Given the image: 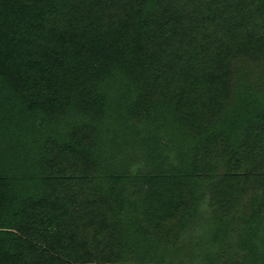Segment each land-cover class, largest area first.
<instances>
[{
  "label": "trees",
  "instance_id": "1",
  "mask_svg": "<svg viewBox=\"0 0 264 264\" xmlns=\"http://www.w3.org/2000/svg\"><path fill=\"white\" fill-rule=\"evenodd\" d=\"M158 263L264 264V0H0V264Z\"/></svg>",
  "mask_w": 264,
  "mask_h": 264
},
{
  "label": "rangeland",
  "instance_id": "2",
  "mask_svg": "<svg viewBox=\"0 0 264 264\" xmlns=\"http://www.w3.org/2000/svg\"><path fill=\"white\" fill-rule=\"evenodd\" d=\"M200 231V230H199ZM159 264V263H158Z\"/></svg>",
  "mask_w": 264,
  "mask_h": 264
}]
</instances>
